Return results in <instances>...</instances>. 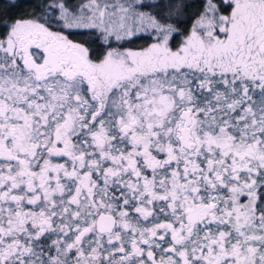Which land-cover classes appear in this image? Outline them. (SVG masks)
<instances>
[{"label":"snow or ice","instance_id":"snow-or-ice-1","mask_svg":"<svg viewBox=\"0 0 264 264\" xmlns=\"http://www.w3.org/2000/svg\"><path fill=\"white\" fill-rule=\"evenodd\" d=\"M0 264H264V0H0Z\"/></svg>","mask_w":264,"mask_h":264}]
</instances>
